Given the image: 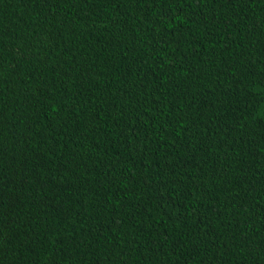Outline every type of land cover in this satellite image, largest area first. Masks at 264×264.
<instances>
[{
  "label": "trees",
  "instance_id": "obj_1",
  "mask_svg": "<svg viewBox=\"0 0 264 264\" xmlns=\"http://www.w3.org/2000/svg\"><path fill=\"white\" fill-rule=\"evenodd\" d=\"M0 264H264V0H0Z\"/></svg>",
  "mask_w": 264,
  "mask_h": 264
}]
</instances>
